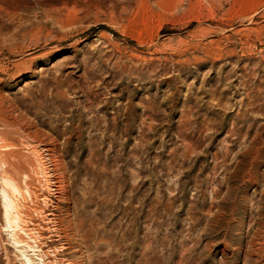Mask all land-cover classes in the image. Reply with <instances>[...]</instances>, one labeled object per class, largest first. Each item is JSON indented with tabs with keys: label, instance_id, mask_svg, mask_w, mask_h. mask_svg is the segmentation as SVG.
I'll return each instance as SVG.
<instances>
[{
	"label": "rangeland",
	"instance_id": "rangeland-1",
	"mask_svg": "<svg viewBox=\"0 0 264 264\" xmlns=\"http://www.w3.org/2000/svg\"><path fill=\"white\" fill-rule=\"evenodd\" d=\"M2 174L0 264H264V0H0Z\"/></svg>",
	"mask_w": 264,
	"mask_h": 264
},
{
	"label": "bare ground",
	"instance_id": "bare-ground-1",
	"mask_svg": "<svg viewBox=\"0 0 264 264\" xmlns=\"http://www.w3.org/2000/svg\"><path fill=\"white\" fill-rule=\"evenodd\" d=\"M20 196L22 197L23 193L14 181L5 174L0 175V204L8 229H19L20 217L16 199Z\"/></svg>",
	"mask_w": 264,
	"mask_h": 264
}]
</instances>
